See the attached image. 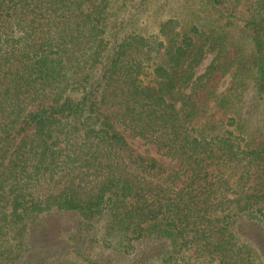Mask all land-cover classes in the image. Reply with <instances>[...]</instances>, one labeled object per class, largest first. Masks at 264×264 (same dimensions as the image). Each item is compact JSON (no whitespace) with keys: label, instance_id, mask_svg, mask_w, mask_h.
I'll use <instances>...</instances> for the list:
<instances>
[{"label":"trees","instance_id":"trees-1","mask_svg":"<svg viewBox=\"0 0 264 264\" xmlns=\"http://www.w3.org/2000/svg\"><path fill=\"white\" fill-rule=\"evenodd\" d=\"M114 1L0 0V264H264V0L153 34Z\"/></svg>","mask_w":264,"mask_h":264},{"label":"rangeland","instance_id":"rangeland-1","mask_svg":"<svg viewBox=\"0 0 264 264\" xmlns=\"http://www.w3.org/2000/svg\"><path fill=\"white\" fill-rule=\"evenodd\" d=\"M142 0H127L125 6L121 5L122 1H114L112 3V12H115L113 18L120 19L125 22L124 29L125 33H130L131 31H135L137 33L142 34H153L157 33L159 30V25L162 21L167 18L174 16L180 19H183L187 22H201L197 21V17L206 18L202 13H193L192 6L195 7V3L190 2V0H151L145 5H143ZM255 0H238L234 2L236 5L235 13H237L240 17H248L250 14V5H253ZM191 5V9H190ZM197 6V5H196ZM202 25L205 28H208L210 21L202 19ZM201 24V23H199ZM214 57V54L209 52L207 53L203 62L197 67V73L200 74L204 72L207 66L210 64ZM230 76L223 78L220 84V90H225L229 86ZM248 99L253 100V97L250 94L246 95ZM255 107H258L255 110ZM247 116L252 119V127L253 129L262 126V120L264 119V105L259 103L258 105H254L251 112L247 113ZM126 136L128 137L132 146L137 148L140 152L151 155L158 159L160 162L177 166V163L172 161L170 158L166 157L163 152L158 149V147L153 143H147L145 140L133 137L128 132H126ZM104 221H101L100 224L96 225V229L94 233H98L100 237L99 243L92 248V252L95 258L103 257L104 254L109 253V249L105 248L106 242L103 240L104 234ZM104 245V246H103ZM107 247V246H106ZM114 257L118 258L114 252ZM68 256H65L64 259H67ZM70 258V257H69ZM68 258V260H69ZM124 261V259H123ZM122 261L123 264H125ZM70 262V261H66ZM127 262V261H125ZM68 264V263H66Z\"/></svg>","mask_w":264,"mask_h":264}]
</instances>
